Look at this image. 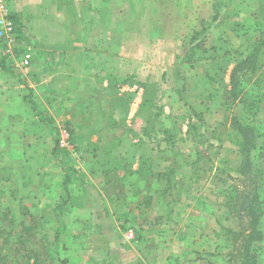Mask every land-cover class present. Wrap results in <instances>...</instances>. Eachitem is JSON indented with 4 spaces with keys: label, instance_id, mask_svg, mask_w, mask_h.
Instances as JSON below:
<instances>
[{
    "label": "crops",
    "instance_id": "obj_1",
    "mask_svg": "<svg viewBox=\"0 0 264 264\" xmlns=\"http://www.w3.org/2000/svg\"><path fill=\"white\" fill-rule=\"evenodd\" d=\"M131 1L137 12L120 13L119 0L12 1L11 11L28 20L24 29L32 34L31 42L36 51L29 64L32 69L24 77L20 61L13 62L8 53L9 44L0 41V144L16 146L20 153L24 147L37 149L45 145L46 140L50 141L47 144L50 147L51 132L54 134L57 130L55 121L52 122L56 117L52 119V116L60 113L65 118L75 119L71 115L88 114V107L99 99L105 101L104 106L107 103L115 106L112 122L118 129L124 128L140 116L142 104L153 85H157L156 102L163 106L165 120L173 117L175 111L166 99H175L180 95V88H185L183 95L189 97L191 94L194 98L184 103L188 110L200 104L195 101V95L213 92L209 83L220 81V77L212 74L218 65L217 51L228 48L222 43V35L226 32L215 22L211 24L219 16L215 11L220 0H185L186 6L177 0L172 11L169 0H161L163 11L160 13H139L148 10L149 0ZM137 2L139 6L135 5ZM202 8L207 13H202ZM59 35L62 38H58ZM194 50L197 55H193ZM221 64L225 67L226 61ZM200 82H208L209 87L201 90ZM174 83L183 85L178 89ZM122 98H128V106H122ZM76 105H80L81 111L72 109ZM93 111L106 114L103 109ZM125 119L127 125L121 121ZM80 120L79 123L71 121L72 128L88 129L84 118ZM145 145L143 151L137 150L132 174L125 177L133 186L129 180L133 176L135 185L142 187L140 192L136 187L126 189L118 181L106 184L111 190H117H108L112 196L102 185L63 187L65 201L62 206L59 196H55L49 219L61 217L54 239L48 240L51 258H54L52 264H186L183 260L186 251L161 250L165 242L189 239L182 234L181 228L178 234L169 228L149 230L154 217L147 211L158 210V217L153 220L160 223L166 208L157 200L160 189L146 188L145 181L138 179L136 172L141 154L149 150L150 142ZM18 150L12 148V156H20ZM101 171V168L96 169L94 174L101 177ZM157 184L165 186L163 181L154 180L153 185ZM136 195L141 197L138 201L131 199ZM146 195L154 196L149 206L144 202ZM112 199L116 200L114 204ZM48 205L51 206L50 202ZM59 207H63L62 210ZM54 210L58 212L56 215ZM178 211L181 214V210ZM48 213H44V217ZM173 214L177 216L172 217L171 224L181 225L183 218L177 210ZM130 230L134 232L131 239Z\"/></svg>",
    "mask_w": 264,
    "mask_h": 264
},
{
    "label": "rangeland",
    "instance_id": "obj_2",
    "mask_svg": "<svg viewBox=\"0 0 264 264\" xmlns=\"http://www.w3.org/2000/svg\"><path fill=\"white\" fill-rule=\"evenodd\" d=\"M12 1L7 0L11 10ZM119 1L121 2L120 13H133V10H138L133 7L134 3L131 0ZM176 1L169 0L170 11L176 6ZM180 1L185 5V0ZM248 1L253 2L249 3ZM218 3L219 6L216 7L215 13H218L219 16L217 19H213L211 24L215 22L218 28L226 32L222 35V43L228 48L231 47L233 52L226 53L228 48L217 51V66L221 70H225L223 75H217L220 77V81L215 80L209 83L213 89L212 98L195 100L204 105V107L197 108V111L202 113L201 117L193 116L191 110H188V107L186 108L184 105L186 101L194 99L191 94H188L189 97L186 94L181 97L176 93L178 98L166 99L168 106L175 110L174 116L166 118V120L163 118L164 122L161 125H154L156 128H167L168 132L158 133L154 129L153 131L156 132L152 131V137H148L143 132L146 126L147 111H156L149 103L146 105L145 110L147 111L144 110L140 116L133 119L129 126L118 129L117 125L112 122L115 119L112 111L115 106L107 105L108 103L104 106L102 104L105 101L102 102L99 99L94 102L93 106L88 107V114L82 112L71 115L75 119L65 118L60 113L52 116V119L56 117V120L53 119L52 122L55 121L57 130L54 134L51 132L53 141L50 147L47 145L50 141L46 140L45 145L41 144L37 149L32 146L24 147L21 150L24 151L22 154L16 146L7 147L0 144V258L3 264H52L54 258H51L49 251L51 245L48 240L50 237L54 239V233L58 231L56 228L60 227L56 225L60 224L61 215L58 216V220L56 218L49 219V217L53 212L51 208L54 205L55 196H59L61 206L65 201L62 188L65 187L66 179L68 180L66 187L102 185L107 194L117 190L115 188L111 190L110 186L106 184H116L118 181L120 184L122 182L126 189L127 187L135 188V178L132 176V179H129L134 184L132 186L127 182L128 179L126 180L125 176L127 177L133 170L134 161L132 158L133 155H137L139 148V145L136 146L133 143H138L142 139L144 142H150L148 149H154L153 152L156 155L153 160L157 159V168L161 170L169 168L174 159H177L181 166L178 167V175L173 187L171 186L167 194L160 192L158 195L157 200L166 208L162 211L160 223L156 221L154 223L153 220L158 217V210L152 209L151 211L150 209L147 212L151 215L150 217H154L152 224L149 225L150 231L157 229L162 231V229L169 228V231L175 230V234H178L181 228L182 234L188 236L189 239L170 244L165 242L162 245V251L170 249L186 251L184 254L186 256L183 259L186 264L220 262L221 259L213 255L214 251L217 252V244L222 242V239L215 235V232L220 230L219 221L233 229H240V225L236 223L238 216H236L235 208L227 204L225 209L227 213L230 212V217L229 220H226L222 214L224 212L223 204L226 202L228 194L235 196L237 191L245 190L244 180L248 183L256 180V171L259 172L256 187L260 193L261 201V205L257 209L262 212L259 228L264 231V147L260 148L264 144V137L261 138L263 140L257 141L259 146L256 149L244 154L241 152L239 144L231 137V134L236 132V118H240L245 124L259 127L264 133V44L256 50L257 52L254 51V48L264 41V34L261 35L258 31L259 29L264 31V0L259 2L256 0H220ZM161 4V0H156V2L149 0L148 10L143 9L139 13H154V11L160 13L163 11ZM135 5L139 6V2ZM94 8L95 6L92 10H95ZM108 9L106 6L105 11ZM201 12L207 13L203 8ZM16 14L19 22L14 21L17 24L18 33L20 31L23 33L20 35L17 33L16 40L12 42V48L8 52L11 54L13 62H19L22 59L26 48H30L31 53L36 51L34 42H31L32 34L24 29V25H28L26 16ZM58 38H62L61 35ZM200 50L202 51V49ZM234 51L242 52L243 58L256 52V56L251 58L241 72V82L244 91L249 90L251 93L260 95L257 108L253 105L249 107L250 105L246 104L250 102V99H247L246 103H240V97L234 102H229L224 97L226 87L230 84L228 79L231 81L229 70L233 68ZM223 61H226L225 67L221 64ZM30 65L28 67L20 66L23 71L20 68L19 70L24 77L28 70L32 69ZM255 65L257 67L254 69ZM212 74H217V72L214 70ZM226 83L228 84L226 85ZM209 84L200 82L201 90H204L202 87L208 88ZM174 85L179 89L183 84L174 83ZM128 101V98H122V106H128ZM250 108H252L251 112ZM72 109L81 111L80 105H76ZM94 109L95 111L103 109L106 114H98L93 111ZM80 118H84L83 123L87 124L88 129L72 128L74 125L71 121L79 123L82 120ZM121 121L126 125L128 123H125L126 119ZM192 121L197 125L196 129H190L189 124ZM46 132L47 130L45 134ZM161 141L163 143L155 147ZM57 142L59 148L65 151L62 155L55 148ZM145 147L146 145H142L141 150L143 151ZM12 148L18 150L19 158L12 156ZM157 151H162V153ZM244 161L247 163L241 169V164ZM184 164L186 165L184 166ZM117 167L119 168L117 169ZM99 168L103 173V175L101 173V177L94 174ZM107 170L111 171L109 177L106 176ZM164 183L165 186L162 189L167 186L165 181H163ZM154 188L156 187L154 186ZM109 189L110 191H108ZM140 198L138 195L135 198L131 196L134 201H138ZM232 199L234 204V197ZM49 202L51 206L48 205ZM114 202L116 200L112 199L111 203L114 204ZM45 206L49 208L44 209ZM59 208L62 210L63 207ZM172 209L174 212L177 210L179 214L178 210H181L179 217L183 218L182 226L171 224L172 217L176 215L170 213ZM218 209H222V212ZM47 211L49 213L44 217V213ZM56 212L57 210H54L53 214L56 215ZM241 221L246 226L250 218L244 216ZM249 231L247 229L244 235L237 238V243L231 236L232 240L226 242L227 248H224V253H236V246L242 245L241 242H243V238L245 241ZM262 254L258 255L257 264H264Z\"/></svg>",
    "mask_w": 264,
    "mask_h": 264
},
{
    "label": "trees",
    "instance_id": "obj_3",
    "mask_svg": "<svg viewBox=\"0 0 264 264\" xmlns=\"http://www.w3.org/2000/svg\"><path fill=\"white\" fill-rule=\"evenodd\" d=\"M12 18L19 22V18L17 16L16 13L12 12ZM260 28V27H259ZM259 33H261V35L264 34V31H262V29L258 30ZM262 44L257 45V47L254 48V51L258 50L261 45L264 44V41L260 42ZM233 52L231 47H229L226 51V53H230ZM257 52V51H256ZM256 52L253 54H248L246 57H242V52L240 51H234L235 57H234V67L231 73V81L230 84L226 87V91H225V98H227L229 100V102H234L235 99L240 97V103L241 102H247V99H250V102L246 103L249 107H251L252 105L257 108V104L258 102H260V95L259 94H255V93H251L249 90L248 91H244L243 87H242V82H241V72L243 71L244 67L248 64V62L251 60V58L256 56ZM193 55H197V51L194 50L193 51ZM257 67L256 65L254 66ZM217 74H214L215 77L217 78L218 74H222L224 70H221L218 66L215 67L214 69ZM221 71V72H220ZM215 80V79H214ZM218 81V80H216ZM156 88L157 85H153L147 93L146 99L144 100V103L142 104V110L141 112H143L146 109V105L149 103L150 106H152V109L156 110L154 112L152 111H147V117H146V126L143 129V132L146 133V135L148 137H152V131L155 129L158 133L162 132V133H167L168 130L167 128H156L154 125H161L164 121L163 119V114H164V109L163 106H159L158 103L156 102ZM185 91V88H182ZM182 89H179L180 92V96H183L184 91ZM197 97V99H201V98H206V99H210V97L212 98L213 94H209V95H205L204 93H200L198 95H195ZM259 97V98H258ZM224 98V99H225ZM203 101V100H202ZM227 101V100H226ZM200 106H203V104H196V106H191L190 110L193 114V116H202V113L197 111V108H200ZM196 108V109H195ZM252 111V108H250V112ZM257 113V112H254ZM149 124V126H148ZM235 124H236V132L231 134V137L233 138V140L235 142H237L241 148V152L244 153H250V151L256 149L259 145L257 144V141L259 140H263L261 139L262 137H264V133L261 132V130L259 129V127H256L255 125L252 124H245L243 123V121L239 118H236L235 120ZM154 127V128H153ZM190 129L191 128H195L197 127V125L192 121L189 124ZM153 131V132H156ZM262 133V134H261ZM230 134V133H229ZM164 141H166L165 139H163ZM144 140H139L138 143H133L134 145H139L138 150H141L142 145H144ZM161 143H158L155 145V147H158ZM154 147V148H155ZM264 147V144L260 146V148ZM56 150L58 149L59 152H61L64 154L65 151H62V149L59 148L58 142L56 143ZM153 148L149 149L148 151H145L141 154V163L139 165V169L137 170V176L138 179L140 180H144L145 181V187L149 188V187H154L153 185V181H165L166 182V188L162 189L161 184H157V186H155L156 188L160 189V192H163L165 194L168 193L169 189L171 188V186L173 184H175V178L178 175V169L181 167L180 164L178 163L177 159H174L172 166H169V168L164 169L163 171H160L159 168L156 167V160L154 159V156L156 155V153L153 152ZM158 153H162V151H157ZM141 153V152H140ZM67 154V153H66ZM136 155H133V158H135ZM162 161V159H161ZM247 162L244 161V163L241 164V169H243V167H245ZM180 166V167H179ZM156 167V168H155ZM179 167V168H178ZM119 167H117L118 169ZM158 169V170H156ZM111 171L107 170L106 171V176L109 177V173ZM132 174V171L129 173V175ZM242 175L244 173H241ZM258 174L259 172L256 171V180H252L251 182L249 181V183L247 181L244 180L245 182V190L244 191H237L236 194L227 195V200L226 202L223 204V209L224 212L222 214H224V219L229 220V213H227L225 207L227 206V204L230 207H234L235 211H236V216H238L236 219V223H238L240 225V229H233V227H229L228 225H223L222 221H219L220 223V230L215 232L216 237L221 238L222 242L224 243H218L216 246V250L217 252L213 253V255H215L217 258H220L221 261L220 262H213L214 264H257L258 262V255H260L261 253L262 256H264V250H263V245H264V231L262 230V228H259L260 225V218L262 216V212L258 211V206L261 205V201H260V193H258V189H257V184H258ZM151 176H154L155 179H152ZM126 177V176H125ZM68 180L66 179L65 181V186H67ZM134 187L137 188V190H142L140 188V186L135 185ZM143 187V189L145 188ZM173 187V186H172ZM161 193V194H163ZM234 197V201L235 203L233 204L232 201V197ZM152 198L153 195H146L145 196V200L144 202L147 204V206L152 204ZM233 209V208H232ZM219 211L222 212V209H218ZM170 213H173V209L170 210ZM244 216H249L250 221L248 222V224L245 226L243 224V221H241V219H243ZM244 225V226H243ZM250 230L249 231V235L245 238H243V242H241L242 245H237L236 246V253H224V248H227L226 246V242L228 240H232V237H234V241L236 240L237 243V238H239L241 235H244L246 230ZM230 235V236H229ZM229 236V237H228ZM232 236V237H231ZM1 258H0V264H3L1 262ZM211 262V261H209Z\"/></svg>",
    "mask_w": 264,
    "mask_h": 264
},
{
    "label": "built area",
    "instance_id": "obj_4",
    "mask_svg": "<svg viewBox=\"0 0 264 264\" xmlns=\"http://www.w3.org/2000/svg\"><path fill=\"white\" fill-rule=\"evenodd\" d=\"M18 33L17 24L12 18V11L7 0H0V40L5 41L11 47L12 42L16 40ZM32 53L30 48H26L25 53L20 60V65L27 66L30 64ZM129 238H134L132 230L128 233Z\"/></svg>",
    "mask_w": 264,
    "mask_h": 264
}]
</instances>
